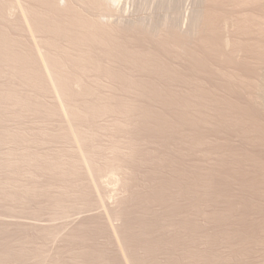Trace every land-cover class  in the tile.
<instances>
[{"label": "bare ground", "instance_id": "1", "mask_svg": "<svg viewBox=\"0 0 264 264\" xmlns=\"http://www.w3.org/2000/svg\"><path fill=\"white\" fill-rule=\"evenodd\" d=\"M117 1L18 0L11 15L9 2L0 0V121L5 113L17 120L24 111L59 116L91 176L102 169L89 157L93 126L106 119L101 128L110 141L112 133L117 137L105 167L123 189L138 157L159 161L151 186H140L137 196L124 192L102 212L119 264L143 262L141 256L164 241L146 240L155 223L134 216L133 202L141 210L163 204L165 214L175 215V221L168 214L158 218L169 221L160 226L177 237L176 246L183 236L198 235L197 250L185 252L190 263L236 264L243 251L264 246V0H137L134 10ZM24 29L28 37L21 36ZM20 137L19 130L0 127V143L18 144ZM140 143L158 152L146 159ZM69 161L68 176L79 164ZM99 217L91 212L60 223L65 245L50 251L62 253L87 238ZM51 222L25 225L47 229ZM101 247L100 255L111 254Z\"/></svg>", "mask_w": 264, "mask_h": 264}, {"label": "rangeland", "instance_id": "2", "mask_svg": "<svg viewBox=\"0 0 264 264\" xmlns=\"http://www.w3.org/2000/svg\"><path fill=\"white\" fill-rule=\"evenodd\" d=\"M17 1L18 0H7V2H9L8 7L6 5L7 13H10L11 15L17 14L19 10L17 6ZM136 3L137 0H118L116 2V5L117 6L120 5L121 8H123L124 6L128 8V10H134L133 8L134 6L136 7ZM21 36L28 37V33L25 29L24 31H21ZM262 92L264 95V91ZM26 112L27 111H24L23 115L17 120L11 119L10 117H6L7 115L5 113V115L3 116V120L0 121L1 123L0 127L5 126L6 128L19 130L21 133V137L18 144L11 143L10 141H7V139L6 140L4 139V141L0 143V264H46L47 261L49 262L48 259H50V261L51 259L52 261H54L52 262V264H54L56 261L57 263L55 264H102L101 262L106 260L109 255H110L109 258L113 259L114 262L110 261V259L108 258L107 261L104 262V264H106L108 261L110 262L109 264H115V263L119 264L118 260L115 257L116 254H114L116 252L114 251L116 250L114 249L115 241L113 240L114 239L113 235H111L112 233L108 231L110 230L109 227H107L108 228L107 230L105 226V225L108 226V222L106 221L105 213L102 212H105L104 210H106V206L108 202H114L117 199V197H120L122 194H124V192L137 196L141 187L151 186V182L153 181V178L157 175L156 172H158L157 170H159L158 167L160 166V164L158 163L159 161H157L154 156L158 151L151 146V143L139 144L140 146L139 149L144 148L143 153L145 154L143 157H145L146 159H148L147 157L151 155V151L155 150L156 153L152 152L153 153L152 156L154 158L153 157L151 158L155 159L157 162H155V160L154 162L147 160L148 162L146 161V163H143L140 162V159L138 157L136 162L133 164L134 177L133 179H131V181H128L125 184V188L123 189L124 184L119 185L118 182L115 180V178L109 175V171L107 167H105L108 165L107 162L109 158L108 154L110 153L107 147L112 143V138L114 139L115 137H117L115 133H112L110 135L111 136V141H110L108 139V135L105 133V130L101 128V126H103L107 122L106 119L100 120L95 126H93L94 133L92 134L93 136L92 142L94 144L93 147L94 151L89 155V157L96 163L100 164L102 166V169L104 170L98 169L100 172L98 170L96 171L99 173H95V175H93L94 174L93 173L91 176H87L84 173L85 166L84 167L81 166L83 165V163L80 162L82 161L81 160L82 157H80L79 150L76 148L74 141L69 138V132L66 129L64 123L61 121V118L59 116L47 117L43 113H39L38 115V113L30 114ZM124 149L125 147H121L120 153H123ZM27 156H31L34 159L31 162L32 164H30V162H26L25 158ZM69 158L74 159L73 163L79 161L78 166H76L77 169L76 173L70 176L67 175V171H68L67 165L69 164V162H71L69 161ZM9 160L10 161L14 160V161L10 162ZM33 161H38L39 163L37 164V162H33ZM51 161L52 162L56 161L55 163H57L58 161L60 162V165L55 167L52 165ZM39 165H41L42 167ZM92 176L94 177L93 179L88 178ZM76 184L78 185L76 186ZM83 185L85 188L83 187ZM106 185L111 187L112 189L106 190L107 189V187H105ZM79 187H80L79 189L80 191L78 190ZM83 188L90 189L89 190L91 193L89 195L90 197L86 196L87 192H85ZM12 192L13 193L15 192L16 194H13ZM78 192L79 193L81 192L80 193L81 195L78 196L79 194ZM11 194L14 197V199L13 197H11ZM58 195H61V198H63L64 200H61L63 202V205L59 204L57 205L58 206L57 207L53 200ZM17 196H19L21 200L20 199L17 200L18 199ZM77 196L78 197L82 196V197L78 198ZM148 205H144L143 208L145 210H141V208L139 209L137 207L138 205H136V203L133 202V205H131L132 206L131 213L134 216L140 214L139 217H144L145 220H149L155 223V229L153 227H150L147 230L149 236L148 235H147L148 237L146 236L147 238L146 240H148L151 237L150 235H152L153 237L150 239L152 241L153 240L155 241L154 238L156 239L160 238L161 241L166 240L165 243H167L168 241L169 243H167L168 244L167 246V244H165L164 241H162L163 245H159L157 247L159 251L157 250L156 252L155 249L153 250L154 257L152 256L153 254L152 251H149L148 253L145 252L144 255L141 256L142 259L145 257L143 259L144 264L145 262L146 264L148 262H150L151 264L153 262H155L154 264L159 262L163 264V262H167V260L168 261L172 260V262L174 261V264L177 263L189 264L190 263L189 260L193 258L190 257H189L190 259L187 258V255L185 254H187L188 251H190L191 253L194 252V250H197L194 248L195 247L197 248L198 246L197 242L199 243L198 235L195 234L192 235L193 237L196 236V238L194 237L196 240L191 236H183L182 239L186 240V242L181 239L182 241H177V246H176V243L173 242H176L177 237H173L175 236L173 234L167 237L168 235H166L162 231L161 228L162 226H160L162 224L163 225L168 224L169 221H175L174 219L175 215L173 218L172 217L173 215H169V213H167L168 211L165 214V208L161 207L163 204L160 205L159 203H151L150 206H154L153 208L148 207ZM145 207L148 208L146 209ZM200 209L201 208H199V211H197L198 208H195L196 213L200 214L201 212ZM87 211L88 212L91 211L92 213L96 214L97 217L102 215L104 218L100 216L102 219H100V217L98 218L97 225L92 226L91 227L92 229L91 228L88 229L89 231L87 232L88 237L85 239L82 238L80 241H78V243H74V247L72 244H70L69 249H68L69 247L68 245L65 246L67 251L65 249L64 250L62 249L63 250L62 251L63 254H62L60 252L61 247L62 245H65V243L63 244L62 241H60V238H62L60 236H62L63 234L61 230H59L61 228V226H59L60 223L64 221L66 222L73 217L84 216L85 214L91 213V212L88 213ZM98 213L100 214L98 215ZM159 213L160 214L163 213V214L160 215ZM167 214L168 216H170L172 220L169 221L165 220L164 217L166 223H164V220L161 223L160 221L162 219H159L158 217L163 218L162 216L164 215L167 216ZM17 220L20 226L16 224L18 223ZM55 220L57 221V223ZM30 222H41V223L51 222L53 224L51 225L52 227L49 226L50 228L48 227L47 229L39 228L34 230L31 227L33 229L31 230L30 226L27 227L29 225L28 223ZM25 224L28 225L26 226ZM14 225H18V226H14ZM101 225L102 227H100ZM93 231L96 234H94ZM58 232L59 233L61 232L62 234L61 233L59 234ZM170 236L171 238L173 237L175 239L173 238L171 239ZM187 238L189 239L191 238L192 243ZM183 241L187 246L183 244L184 243ZM193 241L194 242L196 241L194 243L195 245L193 244ZM179 242H181L183 245H181V243ZM189 243H191L190 246L192 248L194 247L192 250H188L191 249L190 246L188 245ZM55 244L56 245L58 244L60 249V251L59 249H57L58 251L55 252L57 255L54 254V252L50 251ZM100 245L103 246L104 248L101 247ZM179 245L182 248L179 247ZM185 246L186 248L187 247L189 248L184 249ZM11 247L12 250H10ZM65 247L63 246V248ZM80 247H82L83 249L82 248L80 249ZM100 247L101 249H104L103 251L106 250L108 251V253L114 251V253L111 252V254L112 253L113 254L111 255L109 253L108 256L106 253L105 257L102 253L104 258L103 260L102 255H100L101 250L100 252L98 251ZM72 248L74 249L71 252ZM8 249L9 251L7 253ZM15 249L17 251H15ZM180 249L182 250L184 249L185 251L183 250L181 252ZM92 250L95 251L96 253L94 254L89 253V251ZM186 250L187 253H185ZM58 253L59 255H61L60 256L61 258L59 257ZM149 253L151 256H149ZM244 253L245 252L243 251L241 257L238 256L240 258L237 257L238 260L236 264H264V246L256 245L252 247L250 250H248L245 254ZM77 254H79V256ZM88 254L93 256H88ZM97 254L100 255L99 256L100 258H102V259L99 258L100 259L99 261L96 258ZM225 254L227 255L228 252H225ZM45 255H47L46 256L47 259H44ZM55 255L57 256V258L56 257L53 258V256ZM74 255H77L75 256V259H73L72 257ZM175 255L176 257L179 258V259L177 258L178 261L175 259L176 258ZM179 255L181 257H183L184 255L183 257L184 261L182 258L179 257ZM150 257L153 262H151ZM58 259H61L62 261L59 262ZM174 259L177 262H175ZM115 260H117V262ZM194 260H197V258L194 257ZM140 262L139 264L141 263L143 264V262L141 263ZM191 263L195 264L192 260ZM230 264H232V262H230Z\"/></svg>", "mask_w": 264, "mask_h": 264}]
</instances>
